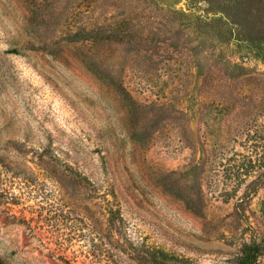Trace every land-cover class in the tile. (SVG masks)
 Listing matches in <instances>:
<instances>
[{
    "label": "rangeland",
    "instance_id": "374dc122",
    "mask_svg": "<svg viewBox=\"0 0 264 264\" xmlns=\"http://www.w3.org/2000/svg\"><path fill=\"white\" fill-rule=\"evenodd\" d=\"M251 243L264 0H0V264H235Z\"/></svg>",
    "mask_w": 264,
    "mask_h": 264
},
{
    "label": "trees",
    "instance_id": "16d2710c",
    "mask_svg": "<svg viewBox=\"0 0 264 264\" xmlns=\"http://www.w3.org/2000/svg\"><path fill=\"white\" fill-rule=\"evenodd\" d=\"M234 160L235 164L230 166L225 172L229 178H240L245 171V166L238 165L237 154L230 158L228 161ZM244 165V164H243ZM264 255V246L259 243H251L244 246L235 259V264H260V259ZM158 256H156L157 258ZM164 261L167 260V257L164 256ZM166 264V262H162Z\"/></svg>",
    "mask_w": 264,
    "mask_h": 264
}]
</instances>
